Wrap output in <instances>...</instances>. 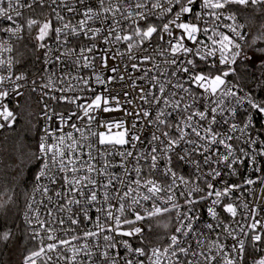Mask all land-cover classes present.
I'll list each match as a JSON object with an SVG mask.
<instances>
[{
    "label": "snow or ice",
    "instance_id": "snow-or-ice-1",
    "mask_svg": "<svg viewBox=\"0 0 264 264\" xmlns=\"http://www.w3.org/2000/svg\"><path fill=\"white\" fill-rule=\"evenodd\" d=\"M118 59L145 81L134 111L96 71ZM256 183L264 0H0V264H264Z\"/></svg>",
    "mask_w": 264,
    "mask_h": 264
},
{
    "label": "built area",
    "instance_id": "built-area-1",
    "mask_svg": "<svg viewBox=\"0 0 264 264\" xmlns=\"http://www.w3.org/2000/svg\"><path fill=\"white\" fill-rule=\"evenodd\" d=\"M30 15H32V13L25 10V18H27ZM83 43L87 44L90 42L89 41H83ZM11 55L14 57V52ZM95 63H96V71L97 72L102 71L105 77L117 75V79L113 80L112 83L108 85V88L110 89L112 95H116L117 93H119L118 98H119L120 103L124 109H127L128 111H134L138 105L142 104V101H140L138 99L139 90H138V88H133L132 81L136 80L137 85L146 86L145 81L136 79L142 73L140 71H136V70L132 69L130 66V62H128L126 59L123 62H121L119 59L115 60V61H113V60L108 61L109 68L113 67L114 65L119 66V74L124 75V80H120L118 78L119 74H113L112 72H110L108 70L101 69L100 62L98 60ZM125 64H127V69H125ZM16 71H18V68H16ZM81 74L84 76H89V75H91V72H90V70L85 69L82 71ZM28 75L31 77L32 74H28ZM129 76H131V79H129ZM102 90H103V88L101 86H97L98 92L102 91ZM125 92L129 93V95L127 97L124 96ZM34 99H35V97H34ZM126 100H131V101H133V103H131V104L126 103ZM49 103H51V102H49ZM9 106L13 107V104L10 103ZM144 106L147 107V105H144ZM67 107H69V106L68 105H60L57 107V111H64ZM103 115L106 118L112 117V118L126 119L127 124L129 126L131 125V123H133V117H125L123 111H116V112L106 113ZM138 126H139V124H138ZM147 134H148L147 132L144 133V135H147ZM243 171L247 172V170H243ZM250 175L253 178H255L257 173L251 172ZM243 178H244L243 175H241L239 178L233 177L231 182L239 183L243 180ZM251 188L253 189V191L251 193H249L248 191L242 190L243 196L241 197V199L244 200L245 202L249 203L250 207L259 203L261 205V207L264 208V187H262V185L260 183H256V184L252 185ZM233 195H234V197L240 196V193H234ZM227 202H229V201H225V203H227ZM237 203L239 204L240 201H237ZM218 211H220L221 217H223L225 220L230 219V217H228V215L226 213H223L222 210L218 209ZM240 211L242 212L243 209H240ZM261 216H264V211H262ZM261 216H258L257 219H261ZM133 246L134 247L137 246L136 243H134ZM121 254H123V251L121 252Z\"/></svg>",
    "mask_w": 264,
    "mask_h": 264
},
{
    "label": "trees",
    "instance_id": "trees-1",
    "mask_svg": "<svg viewBox=\"0 0 264 264\" xmlns=\"http://www.w3.org/2000/svg\"><path fill=\"white\" fill-rule=\"evenodd\" d=\"M32 15H34L32 13ZM37 18L42 19V16H39L38 14ZM36 29H33V36L35 35ZM34 51V44L33 41L30 40L27 37V33H25V39L17 45L15 51H14V57L16 59H18L20 61V64L18 65V71H23V70H27L28 74H32V72L35 69V65H33V60H34V56L32 55ZM32 108L31 111L33 112H38L37 110H39V107L35 104V99L33 97L32 100ZM38 109H37V108ZM25 119H27V116H25ZM33 120L35 119L34 117L32 118ZM21 125V128L24 127V123L23 122H18ZM19 129L17 130V134H19ZM23 141L25 144V151L27 150V148H30L33 146L34 141L32 140V134L28 133L26 135L23 136ZM8 225H11V220H8ZM4 226L3 224H0V227ZM154 231L158 232L159 230L154 229ZM21 256V251L19 249V245H17L16 247L12 248L11 253L9 255V253H5L4 259L5 260H11V264H17V261L20 259Z\"/></svg>",
    "mask_w": 264,
    "mask_h": 264
},
{
    "label": "rangeland",
    "instance_id": "rangeland-1",
    "mask_svg": "<svg viewBox=\"0 0 264 264\" xmlns=\"http://www.w3.org/2000/svg\"><path fill=\"white\" fill-rule=\"evenodd\" d=\"M37 108V107H36ZM38 109V108H37ZM37 111H39V110H37Z\"/></svg>",
    "mask_w": 264,
    "mask_h": 264
}]
</instances>
